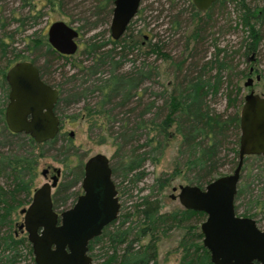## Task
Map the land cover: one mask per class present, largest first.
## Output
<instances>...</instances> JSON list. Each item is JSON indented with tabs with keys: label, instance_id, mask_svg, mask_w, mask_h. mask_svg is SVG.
I'll return each mask as SVG.
<instances>
[{
	"label": "trees",
	"instance_id": "obj_1",
	"mask_svg": "<svg viewBox=\"0 0 264 264\" xmlns=\"http://www.w3.org/2000/svg\"><path fill=\"white\" fill-rule=\"evenodd\" d=\"M44 1L52 10H59L64 5L62 0ZM22 2L30 5L28 0ZM184 4L189 10L182 7ZM214 6L220 15L237 11L239 16L234 26L243 27L245 36L235 48L233 44L219 45L217 42L213 13L195 11L190 0H170L166 39L156 32L145 39L144 35L148 32L137 29L135 33L141 32L139 40L137 34L132 32L134 29L131 25L116 40L105 36L106 29L97 30L86 39L82 50L90 59L89 63L85 64L84 59L72 62L75 72L69 75L62 72L64 79L56 84L52 83L51 72L45 71L43 64L36 63L39 57L19 55L9 49L13 33L25 31L29 25L36 23L44 11L39 9L33 15L11 16L7 20L0 13V59L4 60L0 66V179L3 180L0 182V264H18L20 248L23 247L31 255L26 238L14 235L12 215L28 204L34 188L37 160L47 154L48 148L55 146L58 138L57 134L51 140L38 144L29 135L13 133L6 128L3 121L7 93L4 74L11 64L21 59L34 63L40 78L58 89L54 110L59 113L60 119L62 106L96 95L95 102L82 105V115L85 114L90 128L96 126L99 132L104 130L106 136L113 139L115 151L111 168L117 181L118 199L127 193V198L134 200L133 210L119 212L98 236L88 242L91 258L98 264H157L159 239L177 229L180 234L175 250L179 249L180 255L175 264H211L196 225L203 220V212L185 208L158 212L157 195L177 175L187 184L204 185L220 175L219 168L226 163L229 153L233 155L229 163L233 164V168L236 164L237 149L234 145L238 142L239 133L237 108L241 103L237 79L245 73V69L238 68V58L255 52L261 41L264 0H217ZM84 11L89 15L77 18L81 19L76 25L79 35L107 23L111 2L96 0L91 8L83 9L80 13L84 14ZM138 13L137 10L135 16ZM12 21L16 23V28L5 30ZM145 24L147 26L148 22ZM234 26L228 23L223 31L227 32ZM140 41L145 45L143 50ZM38 47L43 48L41 55L45 56L44 62L54 56L69 57L56 53L46 40L34 42L32 48ZM172 47H177V54H171V50H175ZM7 54H11V57H7ZM159 59L169 62V73L172 75V80L168 82L169 89L158 81L156 62ZM124 63L128 64L125 69ZM259 77L264 81V66ZM64 83L70 84L66 90L61 89ZM152 84H157L160 89L153 91ZM222 99L225 100L224 108L218 110L215 105ZM141 134L144 140L137 143V136ZM172 134L179 137L172 171L161 173L151 185L138 187L134 194L128 192L143 178V165L158 161ZM70 143V138H66L64 143L54 147L60 158L55 154L51 156L63 165L64 178L59 184L63 190L82 176L79 163L73 164L70 160L74 155ZM252 156L259 168L263 158ZM242 170L243 163L239 179ZM126 185L130 187L126 188ZM260 189L263 195L264 188ZM239 196L249 197L250 206L261 203L264 208L261 194L247 193L237 183L234 200ZM60 206L61 202L55 199L54 207ZM249 209L244 208L240 215L249 216L246 213ZM29 258L30 264H34L33 259Z\"/></svg>",
	"mask_w": 264,
	"mask_h": 264
},
{
	"label": "water",
	"instance_id": "obj_2",
	"mask_svg": "<svg viewBox=\"0 0 264 264\" xmlns=\"http://www.w3.org/2000/svg\"><path fill=\"white\" fill-rule=\"evenodd\" d=\"M140 1L112 0L108 25L111 39L122 36ZM191 1L203 10L215 0ZM78 37V30L63 20L52 21L46 29V43L60 55H72ZM4 77L8 85L4 110L7 129L28 134L36 142L55 137L60 129L54 110L58 89L44 82L29 60L11 64ZM254 78L258 80L259 75ZM251 83L252 79L247 78L242 85L248 87ZM238 129L237 159L231 173L216 176L202 186L178 185L176 194L182 208L203 212L198 229L211 264H264V229H259L253 218L240 216L234 209L244 157L264 158V96L252 91L242 96ZM82 167L81 193L70 207L59 212L53 209L50 192L57 178L52 175L50 182L35 187L29 203L18 210L22 215L18 229L25 232L34 264H95L87 244L116 218L119 202L104 154L89 156Z\"/></svg>",
	"mask_w": 264,
	"mask_h": 264
},
{
	"label": "rangeland",
	"instance_id": "obj_3",
	"mask_svg": "<svg viewBox=\"0 0 264 264\" xmlns=\"http://www.w3.org/2000/svg\"><path fill=\"white\" fill-rule=\"evenodd\" d=\"M23 0H0V13L2 12L6 20L10 18L11 16L14 17H21L27 13L32 14L36 10H42L44 11V14L36 19V23H33L32 25H29L25 31L20 32H14L12 36L13 42L9 45V49H12L16 52H18L19 55H27L29 57H39L37 60V64H43L44 69L47 72H51L52 76V83H60L64 76H62V72H65L66 75L73 74L75 72L72 62L77 63L79 60L84 59V63H89V58L86 57L84 53H82L84 42L86 39L95 31L106 29L104 31L105 36L109 35L108 30V24L109 20L106 24L98 25L97 29L87 31L84 34L79 35L77 39V49L72 54L69 55L67 59H64L63 57H52L48 58L47 62H44L45 56L42 54L41 47H38L36 49H33L32 46L34 42L37 40H46V29L52 21L55 20H63L65 22L70 23L73 27L76 28V25L79 23V20L77 18L79 17H88L89 12H85L84 14L80 13L83 9L91 8L96 3V0H62L64 2V5L59 10H52L44 0H28L30 2V5L23 4ZM166 0H141L139 7H138V15L134 16L137 19H135V23L131 25L133 27L134 31L132 32L134 34H137L136 38L141 39V32L135 33L136 30L140 31H151L156 32V34H161L164 39L165 36L168 33V14L169 12L167 10H164L166 8L165 4ZM254 2V0H253ZM162 3V6H161ZM4 7V8H2ZM163 8V9H162ZM3 9V11H2ZM228 10V7L227 9ZM218 10H215L214 17L216 21V25L219 27H214L215 35L217 36V42L219 45H223L225 43L227 44H233V48H235L239 41L245 36V31L243 27H240L239 25L234 26V24L237 22V17L239 16L237 14V11L233 12L230 15L223 14H217ZM138 16V17H137ZM212 16V17H213ZM230 20L228 22L227 20ZM133 18V20H134ZM144 18V20H142ZM92 19V18H91ZM90 19V20H91ZM149 20L148 25L146 26L145 22ZM230 23L231 26H234L233 29L225 32L224 29H227V24ZM16 28V23L14 21L8 23L5 30H13ZM127 29V28H126ZM130 29V24H129ZM22 30V28H20ZM221 31L218 33V31ZM217 31V32H216ZM127 32V31H125ZM149 33V32H148ZM150 34V33H149ZM260 34H262L261 41L259 45L257 46L256 51H251L244 57L238 58V68L239 69H245V73L243 76L238 77L237 83L239 85V92L241 96V103H242V96L247 93L248 91H252L253 93L259 94L261 96H264V81L259 77L258 80H255V75L260 73V70L264 66V24L260 27ZM34 39V40H32ZM176 42H174L175 44ZM181 42L179 41V44ZM14 48V49H13ZM145 49V45H142V50ZM171 54H177V47H172ZM39 55V56H38ZM7 57H11V54H7ZM152 58V57H151ZM237 57L235 56L234 59ZM1 60V59H0ZM4 61V60H3ZM3 61H0V66L2 65ZM157 71H158V81L163 84V86H166L167 89L170 88L168 85L169 80H172V75L169 73V62L168 61H162L157 60ZM123 69H125L128 64L124 63ZM252 68L251 72H248V70ZM247 78L252 79V83L248 87H244L242 84L244 81H246ZM54 79V80H53ZM70 86L69 83L63 84L61 86V89H68ZM151 89L153 91L159 90L160 86L157 84H152ZM63 96V93L61 94ZM96 95L90 96L87 98H84V101L79 100L74 103H70L66 107H61V125L60 130L58 133V138L56 140L55 146H51V148H48V152L44 157H39L37 161L36 166V176L34 179V186L38 187L41 185L44 181H49L48 176L45 178L40 174L42 170L47 169L48 174H53L54 171L52 168H63L62 163L58 161H54L51 156L55 154L57 158H60L58 155L57 150H54V147H58L61 143H64L66 138H70L71 143L69 146L71 147V151L74 152L73 156L70 158L72 160L73 164H78L79 162L82 163L87 157L95 154V153H102L107 158L110 159V163L113 164L114 159L112 160L113 153L115 151V145L113 144V139L111 137L106 136V132L101 131L97 129L95 126L94 128L89 127V123L86 120L85 114L82 115V105L87 103L91 104L95 102ZM58 103L61 104L59 101ZM240 103V105H241ZM225 105V100H220L215 106L218 110H222ZM240 105L238 106V111L240 108ZM79 115H76V114ZM59 115V113L57 112ZM76 115V116H75ZM75 116V117H72ZM172 131V129L170 130ZM72 132V136L69 137L68 133ZM100 138L103 141H100ZM144 140V136L138 135L137 136V143H141ZM179 137L175 134H172L170 139L167 141L163 152L158 159L156 163H150L146 162L143 165V170L145 172L143 178L141 181H139L131 190H128V192H131L132 194L135 193L136 189L141 186H149L152 184L153 179L157 176H160L161 173H168L172 171L174 160L176 157V148L178 145ZM234 148L237 149V144L234 145ZM233 158L232 153H229L227 156L226 163L219 168V174L225 175L231 173L233 169V164L229 163V159L231 160ZM218 174V175H219ZM241 178L239 179L238 183L239 185L243 186V189L248 193L261 194L260 200L264 199V194L262 195V191L260 188H264V159H261L259 168L257 167V162L255 161L254 157L252 155H248V157L243 162V170L241 171ZM62 179V176L60 175L58 180ZM3 181L0 179V182ZM186 184V182L181 178L180 175H177L173 177L164 187L163 189L158 193V201H157V211L158 212H165L170 211L174 209L182 208L179 204L176 194L178 192V185ZM126 188H129L130 186L126 185ZM79 188L78 185L75 186L74 190ZM174 188V189H172ZM145 192V191H143ZM249 197H237L234 200V209L235 212L240 215L242 212H244V208H249L248 211H246L247 215L249 217L253 218L256 221V225L259 229H264V208L261 203H259L256 206H250L251 201H248ZM119 212H131L133 210L132 208V202L134 200H130L127 198V193L120 196L119 200ZM26 204H24L25 207ZM20 209V208H19ZM18 209V210H19ZM18 210L12 215V229L15 234V237H25V232L22 230H19L17 228L18 224L22 221V215L18 213ZM251 215V216H250ZM134 219V216L132 217ZM197 223V222H193ZM197 227L199 225V222L196 224ZM180 234V230L174 229L169 231V233L165 236H162L158 243H157V254H156V262L157 264H175L178 260V257L180 255V250L176 249L177 245V239ZM21 256L20 261L18 264H30V258H32V254L29 255L27 253V250L23 247L20 248ZM95 264H98L97 261L93 260Z\"/></svg>",
	"mask_w": 264,
	"mask_h": 264
},
{
	"label": "flooded vegetation",
	"instance_id": "obj_4",
	"mask_svg": "<svg viewBox=\"0 0 264 264\" xmlns=\"http://www.w3.org/2000/svg\"><path fill=\"white\" fill-rule=\"evenodd\" d=\"M169 1L170 0H166L165 1V4H166V8L164 9V10H167L169 7H168V4H169ZM216 1L217 0H215L213 3H211L207 8H205V9H203V10H199V9H197V7L192 3V1L190 0V2H191V4L194 6V9H195V11H197V12H205V11H208L209 13H213V15H214V13H215V6L214 7H212V5L213 4H215L216 3ZM110 2H111V7H112V0H110ZM180 5V4H179ZM186 5L187 4H184V5H182V7L183 8H186V9H188L189 10V8L188 7H186ZM135 16V15H134ZM134 18V17H133ZM133 18L129 21V23H128V25L130 24V25H132V23L134 24V22H133ZM110 21V20H109ZM148 23H149V20L147 21ZM109 25V24H108ZM127 25V26H128ZM127 28V27H126ZM126 30V29H125ZM125 32V31H124ZM149 33H151V31H148ZM149 33H147L146 35H144V37H145V39H148V38H150V34ZM141 42V44H143V41H140ZM150 58H151V54H150ZM21 60H26V59H21ZM34 64V63H33ZM35 65V64H34ZM38 69V68H37ZM252 71V69H249L248 70V72H251ZM40 75V74H39ZM50 75H51V73H50ZM4 79H5V77H4ZM5 83H6V81H5ZM6 85H7V83H6ZM7 93H8V85H7ZM7 93H6V102H5V104H4V110H5V106H6V104H7V102H8V98H7ZM4 110H3V121H4V123H5V116H4ZM56 112V111H55ZM57 114V113H56ZM58 115V114H57ZM59 120H60V118H59ZM6 125V124H5ZM60 125H61V121H60ZM7 128V127H6ZM60 130V129H59ZM11 132V131H10ZM13 133H22V132H13ZM59 133V132H58ZM22 134H24V133H22ZM26 135H28V134H26ZM57 136V135H56ZM68 136H69V133H68ZM70 137V136H69ZM46 141H48V140H46ZM34 142H36V141H34ZM45 142V141H44ZM36 143H42V142H36ZM88 158V157H87ZM86 158V159H87ZM263 158V157H262ZM85 159V160H86ZM264 159V158H263ZM84 160V161H85ZM38 161V160H37ZM83 161V162H84ZM83 162L82 163H80L79 162V165H80V167H81V171H83ZM108 165H109V167H110V169H111V179H112V181H113V183H114V187H115V189H116V196H117V200H119L118 199V189H117V181L113 178V174H112V168H111V163H110V159L108 158ZM36 166H37V164H36ZM53 169V171H54V173L53 174H48V170L47 169H44L45 171H41V175L45 178L46 176H48V179H49V181H47V182H50L51 181V176L52 175H56V178H57V181H56V185L53 187V188H51V192H50V198H51V202H52V207H53V209H55L57 212H59V211H61V210H63V209H65V208H68V207H70L73 203H74V201L76 200V198H77V196L81 193V187H80V181H81V178H80V180L79 181H77V182H73V184L69 187V188H67V190H63L60 186H59V184H60V182L62 181V179L64 178V171L62 170V168H52ZM56 169H58V173L56 174L55 173V170ZM37 171V170H36ZM43 172V173H42ZM62 176V179H59L58 180V178H59V176ZM82 177V176H81ZM68 178V175L67 176H65V179H67ZM45 182V181H44ZM76 185H78L79 186V188L77 187V189H75L74 190V188H75V186ZM35 189V186H34V188L32 189V191ZM32 191H31V194H32ZM31 194H30V197H31ZM55 199H58L59 200V202H61V206L60 207H54V200ZM30 201V200H29ZM29 203V202H28ZM19 213V212H18ZM240 216H246V215H240ZM249 217V216H248ZM255 221V220H254ZM255 223H256V221H255ZM19 225V224H18ZM257 226V225H256ZM258 227V226H257ZM17 228H18V226H17ZM15 235V234H14Z\"/></svg>",
	"mask_w": 264,
	"mask_h": 264
}]
</instances>
